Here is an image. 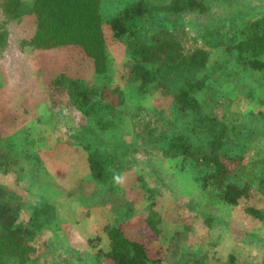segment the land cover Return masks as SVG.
<instances>
[{
  "label": "rangeland",
  "instance_id": "rangeland-1",
  "mask_svg": "<svg viewBox=\"0 0 264 264\" xmlns=\"http://www.w3.org/2000/svg\"><path fill=\"white\" fill-rule=\"evenodd\" d=\"M174 1L95 0L102 72L83 46L41 43L34 10L4 18L0 205L16 219L0 264H105L107 229L138 224L162 249L153 264H264V70L234 47L264 20V0H194L181 13ZM137 3L144 15L116 37L110 20ZM142 48L159 70L143 90L131 59ZM200 52L201 112L227 131L213 147L192 137L202 153L186 154L195 118L177 108L165 67ZM91 161L115 177L96 181ZM227 185L244 189L235 205Z\"/></svg>",
  "mask_w": 264,
  "mask_h": 264
},
{
  "label": "trees",
  "instance_id": "trees-1",
  "mask_svg": "<svg viewBox=\"0 0 264 264\" xmlns=\"http://www.w3.org/2000/svg\"><path fill=\"white\" fill-rule=\"evenodd\" d=\"M194 0H176L170 9L174 12L181 13L185 9H192L195 6ZM29 7L27 8V6ZM25 7V9H24ZM34 10L37 15L38 28L37 37L41 43L52 45H80L83 46L87 55L94 62V68L97 72L104 69L103 45L101 44V20L97 11L95 0H0V43L7 42L6 31L4 28V18H7V26L13 22V19L21 17L25 10ZM144 15L142 5L137 3L127 11L124 17L111 19L109 22L110 29L116 37L123 36L127 33V22L136 15ZM247 35L243 36L234 46L238 53V61L249 66L251 70H264V20L250 24L247 28ZM184 35L189 38L185 29ZM185 38V37H184ZM191 40V38H190ZM192 42V41H191ZM47 46V45H46ZM44 46V47H46ZM195 51V50H194ZM149 51L144 48L135 50L131 53L132 71L140 87L143 90L145 86L153 84L159 79V70L154 68L147 55ZM203 53H197L189 57L188 63L173 64L172 67H165V86L173 94L177 108L183 113L194 115L195 123L189 127L185 138V153L194 152L202 153L201 148H190L191 138L199 139L201 137L210 147L217 145L221 141L227 128L224 124L218 128L219 122L216 118H211L201 112V106L198 93L204 89L205 80L197 79L196 74L199 69L204 67ZM206 56V53H204ZM197 56H200L199 59ZM152 64V65H151ZM201 64V65H200ZM200 65V66H199ZM109 94L106 96H112ZM84 96V95H83ZM105 98V99H106ZM114 95L112 96V102ZM89 102H85L88 105ZM111 103V102H110ZM180 139V138H179ZM123 152V151H122ZM115 156L108 158L109 165L115 163ZM91 168L94 170V178L101 184L115 177L114 171H108L105 167L91 161ZM231 173V170L229 171ZM244 189L233 185H227L224 193V201L227 204L235 205L239 197L243 194ZM6 206L0 205V234L1 237L6 234L11 235L15 214L9 211ZM108 250L104 253L105 264H153L160 259L162 249L159 247L151 248L144 237L141 238L142 231L139 226L132 227H109ZM149 243V242H148ZM10 249L8 244L0 245V256ZM5 250V251H4Z\"/></svg>",
  "mask_w": 264,
  "mask_h": 264
}]
</instances>
